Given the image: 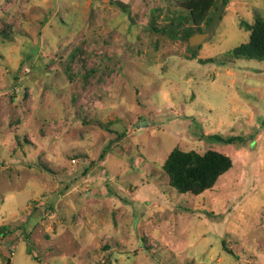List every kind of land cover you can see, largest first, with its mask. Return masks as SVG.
<instances>
[{
	"label": "rangeland",
	"instance_id": "374dc122",
	"mask_svg": "<svg viewBox=\"0 0 264 264\" xmlns=\"http://www.w3.org/2000/svg\"><path fill=\"white\" fill-rule=\"evenodd\" d=\"M184 1L0 0V264H264V0L153 31ZM174 149L232 167L182 194Z\"/></svg>",
	"mask_w": 264,
	"mask_h": 264
},
{
	"label": "trees",
	"instance_id": "16d2710c",
	"mask_svg": "<svg viewBox=\"0 0 264 264\" xmlns=\"http://www.w3.org/2000/svg\"><path fill=\"white\" fill-rule=\"evenodd\" d=\"M226 0H222L225 4ZM217 9L216 0H187L181 6L182 14L173 15L166 28H153V31L171 39L178 35L189 38L194 32H199L202 25H208L212 20L210 14ZM213 13V12H212ZM250 36L246 44L232 50L230 59L246 61H264V19L255 16L252 25H244ZM193 59V55L191 56ZM199 63H214L215 60H198ZM232 167L231 160L218 152L207 151L198 154L193 151L182 152L174 149L167 156L162 170L168 177L169 185L179 193L199 195L211 189L219 177ZM8 233L6 227L0 228V238Z\"/></svg>",
	"mask_w": 264,
	"mask_h": 264
}]
</instances>
